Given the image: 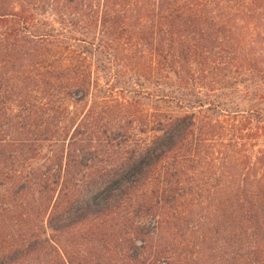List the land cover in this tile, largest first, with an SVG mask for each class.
I'll return each mask as SVG.
<instances>
[{"label": "trees", "instance_id": "1", "mask_svg": "<svg viewBox=\"0 0 264 264\" xmlns=\"http://www.w3.org/2000/svg\"><path fill=\"white\" fill-rule=\"evenodd\" d=\"M141 47L195 85L150 142ZM259 53L264 0H0V264H264Z\"/></svg>", "mask_w": 264, "mask_h": 264}, {"label": "rangeland", "instance_id": "2", "mask_svg": "<svg viewBox=\"0 0 264 264\" xmlns=\"http://www.w3.org/2000/svg\"><path fill=\"white\" fill-rule=\"evenodd\" d=\"M184 2V0H181ZM142 4H146V8L153 9L155 8V0H142ZM180 4V3H178ZM177 4V5H178ZM47 16V15H46ZM45 17V16H43ZM54 28L58 29V26L54 24ZM237 32V31H236ZM139 46H127L125 47V51L123 52V56H131L134 53L135 49H139ZM180 50H176V53L179 55ZM262 52V51H261ZM261 55V59L264 60V53H259ZM152 56L151 62L146 65L144 62L147 60V57ZM138 57L136 61L130 64V67H134L136 70V74L131 76L130 79H125V83L128 84L129 88L135 87L138 90L146 91L148 94L143 98L135 97L136 104H134L135 109L139 112L138 120L133 122L131 124V127L135 129V133L137 138H143L144 142H150L152 137L154 135H158L159 133H153L149 132L146 135L139 134L138 130L139 127H141V122L144 120V116L146 114L151 115L147 119L148 122H151L149 125L144 126L148 130L151 128H154V121L157 120H163V118L167 117H178L184 114L185 111L181 110L179 108V105L175 102L170 101V96H174L176 98H181L184 96V98L192 97L194 94V87L193 81L190 82L187 85L186 89H180L181 87L178 86L179 78L175 75V72L182 71L185 72L187 70H191L192 66L190 63H185L186 66L183 71L184 64L183 62L177 63L174 67L166 66L162 69L159 67H156L155 64V55L154 53H151L147 47L142 49L141 47V53H138ZM181 58V57H180ZM142 66H145L147 69H144ZM145 70L140 71L141 69ZM140 76H139V75ZM231 77V74H230ZM231 79V78H230ZM222 84V89L219 86L217 87V91L214 94H209L210 99L214 100L215 98H218L219 101H223L228 103L230 106H238L241 110H246L249 107H252L255 105V100L251 94H248L246 92V87L244 85H249L251 82L244 83L243 85H232L233 82L229 79L225 80ZM120 86V85H119ZM250 93H253V91H250ZM157 95H160L159 98ZM165 96H167L165 98ZM165 99V100H162ZM260 106L259 103H256L257 107ZM216 118V115L212 118ZM121 121V120H120ZM123 126L128 123V120H125V122L122 120ZM148 124V123H147ZM152 124V125H151ZM143 142V141H142ZM142 144V143H141ZM263 149V148H262ZM258 156V155H257ZM256 156V157H257ZM45 160L44 157L41 159V161L38 163L42 167L44 166ZM264 164V163H262ZM261 171H264V165L260 166ZM259 172V171H258ZM264 247V245H262ZM31 260V262H29ZM22 264H35V261H33L31 258L26 259V261Z\"/></svg>", "mask_w": 264, "mask_h": 264}]
</instances>
